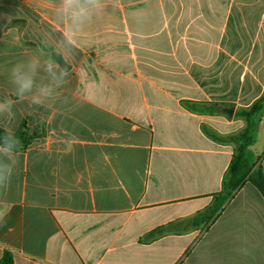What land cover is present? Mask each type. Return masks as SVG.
Here are the masks:
<instances>
[{"label": "crops", "instance_id": "crops-1", "mask_svg": "<svg viewBox=\"0 0 264 264\" xmlns=\"http://www.w3.org/2000/svg\"><path fill=\"white\" fill-rule=\"evenodd\" d=\"M61 4L0 0V104L15 101L0 127L31 137L0 187V258L264 264V201L249 182L193 225L221 190L236 111L264 96V0H99L76 23ZM33 61L19 100L11 69ZM252 153L264 173V147Z\"/></svg>", "mask_w": 264, "mask_h": 264}, {"label": "trees", "instance_id": "trees-1", "mask_svg": "<svg viewBox=\"0 0 264 264\" xmlns=\"http://www.w3.org/2000/svg\"><path fill=\"white\" fill-rule=\"evenodd\" d=\"M264 106V96L253 102L248 109L237 110L235 117L244 121V127L238 132L223 138L233 146V153L229 165L222 177L221 190L212 195L209 206L193 217L194 226L207 227L223 210L225 204L234 196L246 182L252 184L260 193L264 201V173L260 162L262 155L255 156L249 149L255 139V120ZM5 129L0 127V135ZM21 142L17 149H21L31 142V137L22 130L14 132ZM217 139L214 133H208ZM0 264H14L13 255L9 250H4Z\"/></svg>", "mask_w": 264, "mask_h": 264}, {"label": "clouds", "instance_id": "clouds-1", "mask_svg": "<svg viewBox=\"0 0 264 264\" xmlns=\"http://www.w3.org/2000/svg\"><path fill=\"white\" fill-rule=\"evenodd\" d=\"M99 0H62L61 6L57 9V12L62 13L64 16L69 17L74 23L82 21L87 15L89 8L98 4ZM65 38L69 44L74 43L73 33L71 29H68L64 33ZM36 63L30 62L28 64V70H23L22 65H15L11 69V76L13 82L16 85V96L19 100L25 98L26 93H30L33 89ZM55 65L51 59L48 61L46 71L51 74L55 83L62 84L63 77L68 75L66 69L60 71L59 77L54 71ZM40 93L44 96L51 94V87H41ZM15 101L12 99H6L4 103L0 104V113L10 111ZM33 105H43V100L40 96H33L31 101ZM20 141L16 138L14 132L11 130H5L0 135V187L6 186V183L10 182L12 176V169L14 167L13 157L16 154L17 148L20 146ZM6 215L5 211H0V221L4 219Z\"/></svg>", "mask_w": 264, "mask_h": 264}, {"label": "rangeland", "instance_id": "rangeland-1", "mask_svg": "<svg viewBox=\"0 0 264 264\" xmlns=\"http://www.w3.org/2000/svg\"><path fill=\"white\" fill-rule=\"evenodd\" d=\"M255 139L249 147L250 151H260L264 147V106L255 120Z\"/></svg>", "mask_w": 264, "mask_h": 264}, {"label": "water", "instance_id": "water-1", "mask_svg": "<svg viewBox=\"0 0 264 264\" xmlns=\"http://www.w3.org/2000/svg\"><path fill=\"white\" fill-rule=\"evenodd\" d=\"M226 112H227L228 114H232V113H233V110H232V109H230V110H226Z\"/></svg>", "mask_w": 264, "mask_h": 264}]
</instances>
